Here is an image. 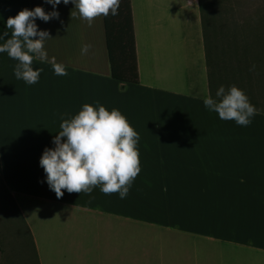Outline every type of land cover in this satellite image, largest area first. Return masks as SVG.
Here are the masks:
<instances>
[{"label": "crops", "instance_id": "obj_1", "mask_svg": "<svg viewBox=\"0 0 264 264\" xmlns=\"http://www.w3.org/2000/svg\"><path fill=\"white\" fill-rule=\"evenodd\" d=\"M130 3L137 83L111 76L103 17L91 27L72 18L71 0L56 6L59 19H36L38 29L52 37L45 42L49 59L64 63L67 76L35 60L33 68L43 72L28 85L14 75L18 61L0 53V183L29 231L34 256L20 239L11 247L0 245V264H147L141 253L147 246L132 243V220L149 217L153 203L160 205L159 213L177 205L180 210L173 206L171 216L192 225L190 241L183 243L164 237L177 233L181 220L157 222L162 242L154 250V264L187 259L185 264H264V228L253 240L249 220L227 211L246 197L264 204V38L246 50L238 38L231 50L221 44L223 38H205L199 0ZM36 6L53 11L45 0H0V34L7 31L10 37L7 19ZM83 44L92 45L87 55H81ZM221 85L238 86L259 110L250 125L221 120L204 106L205 96L213 97ZM96 101L109 111L119 109L138 132L139 178L124 199L99 187L91 195L65 190L58 199L40 158L45 148L55 147L59 114L70 119L85 103L98 108ZM202 186L203 198L168 195L170 189ZM183 203L189 213L180 208ZM210 204H220L219 218H210ZM213 222L219 242L209 240Z\"/></svg>", "mask_w": 264, "mask_h": 264}, {"label": "clouds", "instance_id": "obj_2", "mask_svg": "<svg viewBox=\"0 0 264 264\" xmlns=\"http://www.w3.org/2000/svg\"><path fill=\"white\" fill-rule=\"evenodd\" d=\"M45 2L52 5L53 11L46 12L41 6L31 10L24 8L6 21L10 37L7 31L0 34V41H3L0 53L6 52L18 61L14 75L28 85L36 84L43 72V68H33L35 60L51 64L56 75H68L64 63L57 62L54 57L49 59L45 42L52 37L48 30H40L36 24L37 18L44 22L59 19L56 6L61 0ZM69 2L63 0L65 5ZM71 3L76 9L71 17L87 21L91 27L97 18L118 15L121 0H71ZM91 47V44H83L81 55H87ZM215 96H205L203 103L209 111L217 112L221 120H234L238 125L248 126L259 113L236 85L227 90L221 85ZM96 104L98 108L85 103L70 119L65 118L68 113H60L61 130L53 139L55 147L45 148L42 153L39 164L58 199L63 197L65 190L91 195L96 187L105 195L118 193L124 199L141 171L138 132L119 109L109 111L99 101Z\"/></svg>", "mask_w": 264, "mask_h": 264}, {"label": "rangeland", "instance_id": "obj_3", "mask_svg": "<svg viewBox=\"0 0 264 264\" xmlns=\"http://www.w3.org/2000/svg\"><path fill=\"white\" fill-rule=\"evenodd\" d=\"M205 2L202 5L203 11V25L205 29V38L213 39L214 38H223L221 44H227L228 49L231 50L232 44H238L237 40L234 38L240 39L244 42L242 46L243 50L249 49L253 44H257V38H264V0H204ZM219 44V50L220 48ZM233 60H229L232 62ZM247 61V60H243ZM260 130L264 131V124L261 122ZM140 174V173H139ZM136 177L135 179H138ZM207 191L203 186L202 187H182L170 189L168 195L170 196H194L195 198H203ZM156 196L155 194H153ZM256 197H246L245 201L242 204H237L238 206L232 209L229 204V209L227 211L233 212L238 211L241 215L248 219V225L251 226V229L248 233L250 238L253 240H259L255 235L257 230L264 228V218L260 217L261 212L264 215V204L258 202ZM183 204L184 211H188V207ZM154 208L149 210V217H145L143 221L135 219L133 217L132 224V243L134 246H147L148 251H142L146 257L147 264H154L155 262V248L157 244L162 242V228L157 224L160 220H167L174 218V220H181L183 225L179 227L176 226L175 230L177 233L174 234L167 232L164 233L166 238H173L179 242L187 243L189 242L191 235L189 233L190 220H184L180 215L171 216V210L174 206L176 211H179V207L174 204H168L170 210L167 208L163 212H155V209L160 207L159 204H152ZM224 205V204H223ZM222 205V206H223ZM220 204H210V218H219L220 216ZM152 211L158 216L152 215ZM189 213V211H188ZM178 214V213H177ZM163 216V217H162ZM165 216V217H164ZM216 225H212L211 234H213L209 240L212 242H219L218 228H215ZM248 227V226H247ZM246 228V227H245ZM251 230V231H250ZM253 234V235H252ZM21 239V244L24 248H28L29 254L33 256L32 252V243L29 235V231L25 226V223L18 215L15 206L11 203L8 197V193L5 188L0 183V245L2 246H12V243ZM206 239L205 242H209ZM135 253V252H134ZM142 256V255H141ZM143 258V256H142ZM34 259V258H33ZM145 260V259H144ZM188 260V259H187ZM186 260V261H187ZM185 261V262H186ZM185 262L183 264H185Z\"/></svg>", "mask_w": 264, "mask_h": 264}, {"label": "trees", "instance_id": "obj_4", "mask_svg": "<svg viewBox=\"0 0 264 264\" xmlns=\"http://www.w3.org/2000/svg\"><path fill=\"white\" fill-rule=\"evenodd\" d=\"M204 2L199 0L202 20ZM103 24L111 76L118 81L137 83L139 74L130 0H121L118 15L103 17ZM207 63L210 64L208 54Z\"/></svg>", "mask_w": 264, "mask_h": 264}]
</instances>
